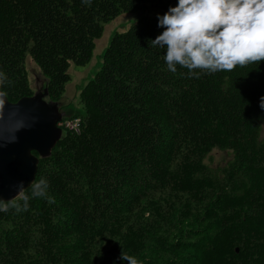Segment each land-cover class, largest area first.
Returning <instances> with one entry per match:
<instances>
[{"label": "trees", "instance_id": "16d2710c", "mask_svg": "<svg viewBox=\"0 0 264 264\" xmlns=\"http://www.w3.org/2000/svg\"><path fill=\"white\" fill-rule=\"evenodd\" d=\"M177 2L0 0V91L13 103L33 95L28 53L60 102L103 24L142 13L81 91L80 132L41 159L45 195L29 188L21 211H0V264H126L121 249L139 264H264V61L170 72L148 41ZM216 150L231 153L223 168L206 163Z\"/></svg>", "mask_w": 264, "mask_h": 264}, {"label": "clouds", "instance_id": "9594fccd", "mask_svg": "<svg viewBox=\"0 0 264 264\" xmlns=\"http://www.w3.org/2000/svg\"><path fill=\"white\" fill-rule=\"evenodd\" d=\"M156 19L163 31L148 45L165 50L163 60L170 72L180 66L187 69L188 78L199 79L202 73L194 70L230 72L237 65L264 61V0H178ZM259 107L264 110V96L259 98ZM47 186V181L40 179L30 187L35 197H41ZM17 187L18 193L24 191L23 182ZM27 201L25 196L23 210H27ZM10 207L22 210L14 200L0 201V211ZM118 259L139 264L122 249Z\"/></svg>", "mask_w": 264, "mask_h": 264}, {"label": "water", "instance_id": "95a60500", "mask_svg": "<svg viewBox=\"0 0 264 264\" xmlns=\"http://www.w3.org/2000/svg\"><path fill=\"white\" fill-rule=\"evenodd\" d=\"M57 105L27 97L16 103L0 92V201L17 199L37 179L40 159L50 157L62 138ZM23 182L24 191L17 185Z\"/></svg>", "mask_w": 264, "mask_h": 264}, {"label": "rangeland", "instance_id": "374dc122", "mask_svg": "<svg viewBox=\"0 0 264 264\" xmlns=\"http://www.w3.org/2000/svg\"><path fill=\"white\" fill-rule=\"evenodd\" d=\"M141 16L142 14H125L119 16V18L114 21L104 23L103 36L95 41L89 63L85 66L71 65L69 69L71 80L66 86L63 101L61 100L60 102V106L62 107V111L65 112V116L71 117L77 113L85 112L84 106L80 102L82 88L85 87V85L88 84V82L92 80L100 70L104 61V54L114 35L128 30ZM26 68L32 89L34 91L38 88L43 90V87L45 86L44 80L46 79L43 77L39 67L32 60L29 53L27 55ZM261 139L264 140V124H262ZM231 158V153L216 150L209 158H207L206 163L209 167L218 169L225 167Z\"/></svg>", "mask_w": 264, "mask_h": 264}, {"label": "built area", "instance_id": "2783aa9c", "mask_svg": "<svg viewBox=\"0 0 264 264\" xmlns=\"http://www.w3.org/2000/svg\"><path fill=\"white\" fill-rule=\"evenodd\" d=\"M76 126H77V127H80V125H79V124H77Z\"/></svg>", "mask_w": 264, "mask_h": 264}, {"label": "flooded vegetation", "instance_id": "af4514ba", "mask_svg": "<svg viewBox=\"0 0 264 264\" xmlns=\"http://www.w3.org/2000/svg\"><path fill=\"white\" fill-rule=\"evenodd\" d=\"M40 90V89H39ZM41 91V90H40ZM38 95H41L40 93H38Z\"/></svg>", "mask_w": 264, "mask_h": 264}]
</instances>
